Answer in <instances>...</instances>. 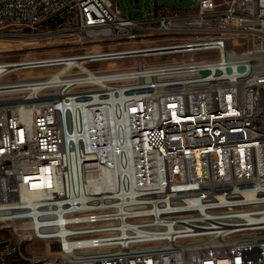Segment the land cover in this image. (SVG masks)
Returning <instances> with one entry per match:
<instances>
[{
	"label": "built area",
	"instance_id": "built-area-1",
	"mask_svg": "<svg viewBox=\"0 0 264 264\" xmlns=\"http://www.w3.org/2000/svg\"><path fill=\"white\" fill-rule=\"evenodd\" d=\"M5 38L75 51L0 62V264H264V0H0Z\"/></svg>",
	"mask_w": 264,
	"mask_h": 264
},
{
	"label": "rangeland",
	"instance_id": "rangeland-1",
	"mask_svg": "<svg viewBox=\"0 0 264 264\" xmlns=\"http://www.w3.org/2000/svg\"><path fill=\"white\" fill-rule=\"evenodd\" d=\"M199 0H117V6L125 18H151L160 8L173 11L194 12ZM65 38H28V39H0V62H20L25 58L50 57L54 55H68L75 50L67 46ZM238 49L248 47L246 40L236 43ZM32 75L31 72L26 73ZM6 237H9L8 235ZM37 249L38 253L45 250L44 243L36 242L27 247V251Z\"/></svg>",
	"mask_w": 264,
	"mask_h": 264
},
{
	"label": "bare ground",
	"instance_id": "bare-ground-1",
	"mask_svg": "<svg viewBox=\"0 0 264 264\" xmlns=\"http://www.w3.org/2000/svg\"><path fill=\"white\" fill-rule=\"evenodd\" d=\"M0 46H2V43L1 42H0ZM26 61H31V59L30 60H26ZM106 177H110V175L108 174V175H106Z\"/></svg>",
	"mask_w": 264,
	"mask_h": 264
}]
</instances>
